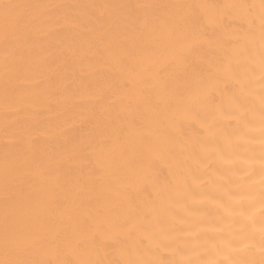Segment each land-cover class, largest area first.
<instances>
[{
	"label": "bare ground",
	"instance_id": "bare-ground-1",
	"mask_svg": "<svg viewBox=\"0 0 264 264\" xmlns=\"http://www.w3.org/2000/svg\"><path fill=\"white\" fill-rule=\"evenodd\" d=\"M0 264H264V0H0Z\"/></svg>",
	"mask_w": 264,
	"mask_h": 264
}]
</instances>
